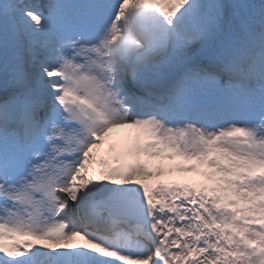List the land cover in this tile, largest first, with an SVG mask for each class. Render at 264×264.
Wrapping results in <instances>:
<instances>
[{
  "label": "snow or ice",
  "instance_id": "1",
  "mask_svg": "<svg viewBox=\"0 0 264 264\" xmlns=\"http://www.w3.org/2000/svg\"><path fill=\"white\" fill-rule=\"evenodd\" d=\"M0 264H264V0H0Z\"/></svg>",
  "mask_w": 264,
  "mask_h": 264
},
{
  "label": "bare ground",
  "instance_id": "2",
  "mask_svg": "<svg viewBox=\"0 0 264 264\" xmlns=\"http://www.w3.org/2000/svg\"><path fill=\"white\" fill-rule=\"evenodd\" d=\"M111 132H113V131H111ZM109 136H115V140H114V142L115 143H118V142H123L124 141V136H122L120 133H118V132H113V134H110ZM105 152H106V150H105ZM143 158V157H142ZM155 162H157L156 160H154ZM175 161V160H174ZM154 162L153 161H151V164H153ZM176 163H173V161L171 160V161H169V160H165L164 161V168H166V167H173L174 168V165H175ZM176 176L174 177L175 179H176V181L177 180H186V181H190V180H196L197 179V177H194V175H191V176H189V178L187 177V176H185V175H183V176H180V175H178L177 173L175 174ZM162 176H165L166 177V175H162ZM161 176V177H162ZM155 180H157V179H155V178H151V179H149L148 180V182L151 184V183H153V181H155ZM166 181V180H165ZM185 181V182H186Z\"/></svg>",
  "mask_w": 264,
  "mask_h": 264
},
{
  "label": "rangeland",
  "instance_id": "3",
  "mask_svg": "<svg viewBox=\"0 0 264 264\" xmlns=\"http://www.w3.org/2000/svg\"><path fill=\"white\" fill-rule=\"evenodd\" d=\"M130 131H133V130L129 129L128 132H130ZM128 132H125V136H126V134H127ZM152 171H154V170H152ZM167 172H169V171H167ZM183 173H188V172H179V174H183ZM193 174H194V173H193ZM154 176H157V175H154ZM158 176H159V175H158ZM194 176L197 177V179H196L195 181H192V182H199L200 179H201V177H199V175H197V174H194Z\"/></svg>",
  "mask_w": 264,
  "mask_h": 264
}]
</instances>
